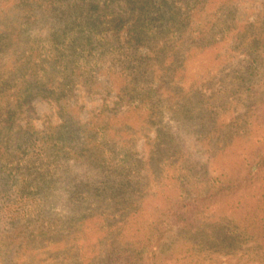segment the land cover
<instances>
[{
    "label": "rangeland",
    "instance_id": "1",
    "mask_svg": "<svg viewBox=\"0 0 264 264\" xmlns=\"http://www.w3.org/2000/svg\"><path fill=\"white\" fill-rule=\"evenodd\" d=\"M189 2L198 7L192 25L206 31L192 33L191 26L180 37L179 51L172 52L179 55L175 73L181 80H159L154 86L159 108L155 127L144 124L145 111L128 108L129 101L114 96L105 77L108 70L118 69L119 61L110 54L96 78L72 84L65 108L37 93L33 81L26 83L33 97L23 102L18 121L0 126V147L27 145L22 157L7 160L10 166L46 185L38 195L41 214L59 230L72 229L68 255H52L55 264H128L130 249L147 252L143 244L158 222L164 232L157 240L165 241L166 248L154 263L149 257L145 263L264 264V116L260 122L254 117V109L264 112V0H208L203 9L201 1ZM40 33L46 35V30ZM34 37L24 31L0 52V81L9 76L6 71L14 60L25 56L22 52ZM199 41L214 42L192 46ZM21 73L17 67L13 81L4 85L0 108L6 100L14 105L7 96L20 87ZM101 109L118 114L116 125L122 122L137 130L106 128L101 146L94 143L100 139L97 134L89 148L78 150L87 134L79 122L95 120ZM37 135L48 138L44 153L32 150ZM56 142L67 149L56 152ZM72 148L76 150L67 152ZM31 151L38 154L33 159ZM83 152L90 155L88 160ZM136 180L127 192L142 199L128 208L122 205L121 186ZM179 183L184 184L182 211L191 228L172 224L169 230L163 219L168 206L175 209ZM131 209L136 213L125 219ZM79 214L88 219L74 231L73 218ZM111 219L126 221L112 225ZM118 225L114 238L110 232ZM63 245L62 240L59 248Z\"/></svg>",
    "mask_w": 264,
    "mask_h": 264
},
{
    "label": "trees",
    "instance_id": "2",
    "mask_svg": "<svg viewBox=\"0 0 264 264\" xmlns=\"http://www.w3.org/2000/svg\"><path fill=\"white\" fill-rule=\"evenodd\" d=\"M189 1H201L200 8L203 9L208 0H0V52L13 46L18 35L24 31H31L35 35L22 52L25 56L21 60L15 59L11 68L6 71L9 76L0 81L1 93L4 92V85L10 79L13 81L15 69L21 67L23 80L16 93L7 96L8 100L14 101V105L11 106L6 100V107L0 108V126L8 128L12 122L19 120L17 116L23 102L26 98L33 97L32 88L45 98L60 102L61 107L65 108L64 99L72 84L83 77L96 78V75L103 72L101 63L104 57L110 54L119 61L118 69L108 70L105 77L106 83L112 86L114 96L129 101L128 108L145 111L144 124L150 128L155 127V116L159 108L154 86L159 80H181L175 73L181 65L177 64L179 55H172V52L179 51L180 37L191 26L192 33L203 32L204 35L206 31L204 27L192 25L190 18L198 7L195 3L186 5ZM176 2H181V5ZM43 29L46 30V35H41ZM213 42L199 41V44L193 43L192 46L205 47ZM32 81L35 86L31 90L25 89L24 85ZM254 112L255 120L260 122L264 112H257L256 109ZM117 116L114 111L107 113L101 109L95 120L89 119L84 124L79 122L83 133L87 134L78 143V150L89 148L88 142L90 139L92 141V135L97 134L100 139L96 138L94 143L101 146L103 139H106L103 136L106 128L112 127L119 132L137 130L122 122L116 125ZM34 140L36 145H31L32 150L44 153L48 138L37 135ZM55 145L56 152L63 153L67 149L61 142H56ZM26 147L27 145L19 146L14 150V147L10 150L0 147V191L4 190L5 195V199L0 201V264H55L50 260L52 255H68L67 246L72 240V229L66 227V231L59 230L53 221L45 219L39 208L38 196L45 189V183L35 182V178L29 173H18L7 161L22 157ZM75 150L72 148V151L67 152ZM37 152L31 151L32 159L38 155ZM81 154L85 160L90 158L86 152ZM259 164L258 161V166ZM16 168L21 169L18 165ZM137 183L138 180L123 182L122 205L134 208L141 201V196L127 192ZM177 189L179 192L174 202L175 209L170 210L168 206L163 220L169 230H172V224L190 229L191 220L188 221L182 211L184 184L179 183ZM132 196L138 198L134 199ZM196 196L202 198L204 195L197 190ZM131 211L124 215L125 219L136 213V209ZM87 214L89 220H92L93 217ZM84 216L85 214H79L73 218L74 231H78L88 219H82ZM125 219H111L112 225L117 222L122 224ZM158 224L159 222L149 230V240L143 244L147 247V252L138 253V248L130 249L125 257L128 264H149V261L144 262V258L148 257L154 263L162 256L166 244L165 241L163 243L157 240L158 235L164 232L158 230ZM119 225L110 232L114 238L119 235ZM106 231L104 237L109 235ZM77 236L75 234L74 237ZM164 238L167 236L164 235ZM62 240L64 245L59 248ZM46 253L48 256L42 260V255ZM143 254L145 255L142 257Z\"/></svg>",
    "mask_w": 264,
    "mask_h": 264
}]
</instances>
